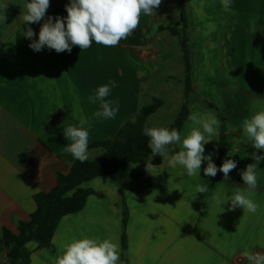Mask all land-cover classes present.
<instances>
[{"label": "crops", "instance_id": "crops-1", "mask_svg": "<svg viewBox=\"0 0 264 264\" xmlns=\"http://www.w3.org/2000/svg\"><path fill=\"white\" fill-rule=\"evenodd\" d=\"M184 1L194 74L203 71V61L207 59L217 73L242 69V73L256 75V82L262 85L264 0H230L228 9L221 0ZM24 3L25 0H0V263L7 261L3 230L18 233L19 223L28 221L36 210L34 196L50 192L57 185L58 175L70 172L64 128L79 126L83 116L88 120L85 127L89 144L111 139L144 106L160 99L156 95L165 86H172V80L177 81L175 74L186 73L182 36L178 52L172 51V42L166 35L156 38L159 45L141 38V46H130L129 36L115 47L93 42L84 51L72 46L70 53H57L44 46L36 52L29 44L38 40L42 24L49 16L53 22L56 16L66 17L65 6L70 0H50L45 17L31 24L22 20ZM176 3L175 25L181 30L178 0ZM168 14L167 9L159 7L152 16L142 15L135 31L143 36L152 33L156 21L167 24ZM29 27L34 32L31 39L24 35ZM161 41L167 44L163 52ZM173 58L180 72L168 68ZM162 65L167 70L165 74L161 73ZM112 80L117 87L107 99L118 101L119 111L114 119H96L93 113L99 103H91L88 97ZM178 80L183 84L182 78ZM195 83L194 80V86ZM235 95L233 91L232 98ZM59 114L60 122L50 130ZM186 126L182 137L188 133ZM219 136L220 130L213 146L210 142L204 145L205 156L211 154L217 168ZM176 146L180 151V145ZM91 150L96 151V158L102 154V149L91 148L88 152ZM230 154L231 151V157ZM150 158L156 166L152 174L146 171ZM236 160L241 165L238 173L222 179L218 173L215 177L205 176L206 160L195 177H189L182 166L171 167L168 158L159 154L134 165L152 177L166 174L167 189L163 191L151 188L133 194L110 177L86 182L83 187L94 190V194L81 211L62 218L52 245L40 248L36 242L27 244L30 264H54L64 244L84 236L118 242L121 264H249L243 255L236 254V249L264 254V165L257 169L258 184L252 197L260 209L256 214L244 213L242 207L233 209L231 201H226L247 187L240 173L251 161L244 152H238ZM197 184H206L208 192L196 193ZM124 208L128 211L125 231Z\"/></svg>", "mask_w": 264, "mask_h": 264}, {"label": "clouds", "instance_id": "clouds-1", "mask_svg": "<svg viewBox=\"0 0 264 264\" xmlns=\"http://www.w3.org/2000/svg\"><path fill=\"white\" fill-rule=\"evenodd\" d=\"M162 0H70L66 5L67 16H56L42 24L38 40H33L29 47L39 52L44 46L60 52H71L72 46H78L81 51L89 49L93 42L105 47L118 46L121 40L127 39L138 28L141 16H152ZM225 9L230 8V0H221ZM6 6V5H5ZM50 0H25L21 14L27 24L40 22L46 15ZM5 19V17H4ZM24 35L31 39L33 30L29 27ZM117 87L112 80L99 86L94 95L88 97L93 104L99 103V109L93 113L96 119H114L119 111L118 101L107 99L113 88ZM115 105V106H114ZM189 131L183 137L178 129L168 127H145L143 134L148 137V147L153 155L159 154L168 158V163L175 168L177 165L186 170L189 177L199 175L201 164L207 161L203 169L205 176L215 177L222 172L228 178L230 171L237 167L232 159H225L219 168L213 163L212 156L204 155V145L218 135L219 120L215 116H202L190 113ZM85 125L88 120L81 116L79 126L70 125L64 128L63 135L69 143L64 148L65 153L84 163L88 160L89 132ZM90 127V125H89ZM244 136L254 149L264 150V108L257 110L250 118L242 122ZM180 145L181 150L169 156V146ZM255 163L248 164L240 174L247 187L237 190L226 201H231L234 209L239 206L248 212L256 214L260 205L252 199L258 184L257 169L264 156L252 154ZM155 165L151 158L146 164V171L152 174ZM196 193H206V184H197ZM225 201V202H226ZM224 202V203H225ZM120 245L110 238L88 237L76 239L64 244L54 264H121ZM242 255L249 264H264V254L244 251Z\"/></svg>", "mask_w": 264, "mask_h": 264}, {"label": "trees", "instance_id": "trees-1", "mask_svg": "<svg viewBox=\"0 0 264 264\" xmlns=\"http://www.w3.org/2000/svg\"><path fill=\"white\" fill-rule=\"evenodd\" d=\"M180 13V26L182 34V50L186 67L184 102L181 111L173 124L169 127L178 129L180 133L184 128L190 114L189 96L193 92V65L190 56V36L186 19L185 1L178 0ZM163 30V29H162ZM141 32H133L129 37L130 46H141ZM163 105L161 99H155L152 104L144 106L134 120L127 121L118 130L115 136L108 140L96 141L89 144V149H102V154L94 159L81 163L71 154L67 159L71 163L68 174H59L57 185L50 192H41L34 196L36 210L28 221L18 225V233L4 229L2 242L7 250V261L0 264H30L31 253L27 249L30 242L38 243L40 248H49L56 229L62 218L68 214L81 211L94 190L84 188L83 185L98 177H110L117 180L120 185L132 192L140 194L147 189H167V175L157 177L149 176L134 168L135 164L148 159L153 154L148 147V137L143 134L147 120ZM213 107L212 104L209 105ZM59 114L50 125L53 129L61 120ZM221 126L219 136L218 168L227 159L231 144L227 137L226 119L219 114ZM172 154L177 150L169 146ZM158 161H156L157 163ZM123 228L125 231L128 211L124 208ZM125 247V233H124Z\"/></svg>", "mask_w": 264, "mask_h": 264}, {"label": "rangeland", "instance_id": "rangeland-1", "mask_svg": "<svg viewBox=\"0 0 264 264\" xmlns=\"http://www.w3.org/2000/svg\"><path fill=\"white\" fill-rule=\"evenodd\" d=\"M159 7H163L169 11L167 24H160L156 21L154 30L152 33L144 35L142 38L145 42L151 40L152 44L159 45L156 38L160 35H166V39L172 42V51L178 52L181 41V30L180 27L175 25L178 19L177 13V3L176 0H168L167 2H162ZM158 7V8H159ZM157 8V9H158ZM165 21V20H164ZM160 26V30H159ZM164 27V29H163ZM170 29L165 33L166 29ZM163 29V30H162ZM171 34V35H170ZM161 46V47H160ZM161 52L165 49L167 44L161 41L160 45ZM214 46V44H213ZM162 54V53H161ZM172 66L168 68L171 72H180L178 61L174 58L172 59ZM206 62V63H205ZM209 61L204 59L203 61V71H197L198 75L193 72V80L196 81L194 86L193 81V92L190 94L189 111L190 113H198L203 116H208L212 114L219 120V126H221V121L219 114L222 115L226 121L225 125L227 128V137L231 144V157L227 156V159H232L236 162L237 167L229 172L228 176L233 177L240 170V163L238 162V152H244L248 156V160L251 163H255L252 158V154L255 153L259 156H264V150L254 149L250 142L243 134L242 122L245 118H250L257 110L264 108V83L261 85L256 82L257 76L248 73H242V69H232L231 72L217 73L215 67L210 66ZM161 73H167L166 68L162 65ZM179 78H182L183 84L172 80V86H165L156 95V97L162 99L165 105L155 114H153L147 122L146 127H170L178 114L181 111L182 104L184 102V90H185V74H175ZM196 84L198 86H196ZM233 91H236L235 99L233 97ZM212 104L213 107L209 105ZM187 125V126H186ZM186 131H189L190 122L187 120L185 124ZM218 128V132H219ZM213 140L210 142V147L214 145L216 140L215 136L212 137ZM176 149V145L173 146ZM170 150V148H169ZM172 152V150L170 151ZM207 153L205 150L204 155ZM96 151L91 150L88 152V160L96 158ZM249 163V162H248ZM260 164V165H259ZM258 168L264 165V160H261ZM245 166V165H244ZM243 166V167H244ZM217 177L222 179L224 175L222 172H217ZM239 247L246 245H237ZM257 250V249H256ZM244 250L236 249V254L241 256ZM255 253H260L255 251ZM236 255V256H237Z\"/></svg>", "mask_w": 264, "mask_h": 264}, {"label": "water", "instance_id": "water-1", "mask_svg": "<svg viewBox=\"0 0 264 264\" xmlns=\"http://www.w3.org/2000/svg\"><path fill=\"white\" fill-rule=\"evenodd\" d=\"M142 41H143V42H145V39H144V38H142Z\"/></svg>", "mask_w": 264, "mask_h": 264}]
</instances>
